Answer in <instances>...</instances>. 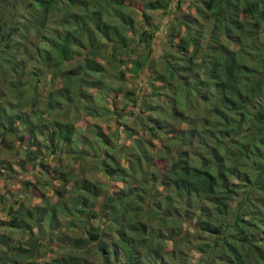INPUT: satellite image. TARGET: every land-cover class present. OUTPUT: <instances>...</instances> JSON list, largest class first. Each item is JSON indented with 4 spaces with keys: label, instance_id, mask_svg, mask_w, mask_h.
I'll list each match as a JSON object with an SVG mask.
<instances>
[{
    "label": "trees",
    "instance_id": "16d2710c",
    "mask_svg": "<svg viewBox=\"0 0 264 264\" xmlns=\"http://www.w3.org/2000/svg\"><path fill=\"white\" fill-rule=\"evenodd\" d=\"M19 2L25 22L0 18V179L26 147L41 188L0 193V263L264 264V0Z\"/></svg>",
    "mask_w": 264,
    "mask_h": 264
},
{
    "label": "rangeland",
    "instance_id": "374dc122",
    "mask_svg": "<svg viewBox=\"0 0 264 264\" xmlns=\"http://www.w3.org/2000/svg\"><path fill=\"white\" fill-rule=\"evenodd\" d=\"M12 4H15L14 7H12ZM6 6H8V4H6L4 0H0V18H4V13L7 12V13H9V15L11 17H13L15 19L11 22H16V23L25 22V20L27 19L26 15H25L26 12L24 10H22L21 3L19 2V0H12L10 5L8 6L10 8H6ZM140 8H141V6H140ZM10 9L12 11H10ZM173 18H174V14L162 15V14L157 13V14L153 15L152 23L154 26L157 27V30H158L157 31L158 34H157V36H155V39L153 42L154 54H156V55H160L163 48H165L163 45L166 42V38L168 37V34L170 32L171 20ZM47 22L48 23L46 24V28L48 30L52 31L54 28L57 27V23H59L58 22V16L54 15V17L53 16L49 17ZM28 40H29L30 46H33L36 44V38H35V35L33 34V32L28 33ZM103 64H104L107 72H113L115 74H118L119 76H120V72L125 70V74H124L125 78L131 81V73L129 72L128 65H126L125 63H123L121 61H118V58L110 59L109 62H107V63L103 62ZM147 72H148L147 70H143V73L140 75V77H138L139 79L136 80L137 85H134V84L132 85L133 88L136 87L135 91H134V92H136L135 94H140V95L144 94V96H145L148 94L149 89H151V86H150L151 80H150V77L148 76ZM112 77H113L112 75L107 74L106 79L108 81H110L113 79ZM130 81H127V86H128V83ZM120 83H122L121 79L118 80V84H120ZM129 85L131 86L130 83H129ZM124 97L129 101L128 96H124ZM118 99L120 100L118 107H122L124 105V100H122L120 98H118ZM137 104H138V107H136V109H140V108L145 107L146 103H144L143 98L139 97L137 99ZM87 120H89V119L88 118L85 119L83 117L81 119L79 118L78 123H77L78 126L87 125V123H86ZM196 144L197 143H194V141L192 140V142L190 143V146H195ZM185 147H188L187 144ZM21 148L22 147L19 146V148L17 150L18 154L14 157V160H13V167L16 168L17 171H15V172H17L18 175H15L13 172V174H11L12 177H10L8 181L5 178L0 179V193L3 192L6 194L8 191L12 192L13 190H15V192H19L20 188H25L24 185H25L27 180H31V182L33 183L31 186V189H30L31 195L34 194V192L36 193L37 190H39L36 188V186L38 188H41V187H39L40 185L38 186V184H36V182L38 183L37 177H36V175H33V174H35V172L38 173L37 170L39 167H42V165H40L39 161L37 162L38 164H34L33 162L32 163L30 162V163L25 165L26 169L22 170L21 166H20V160L22 158H25V156H26V153H25L26 147H23L22 149ZM51 159L52 158H50V160ZM44 166L46 167L47 164ZM47 168H48V166H47ZM41 180H42V183H41L42 189L41 190L46 191V194H51V191H53V190L50 188L44 187L46 185L45 179L41 178ZM11 200H13L12 197H11ZM33 200H34L33 198L29 199L28 201L25 200L26 205L33 206V205H31V203L34 204ZM37 201H38V198H36V202ZM6 206H7V204L0 203V221L6 220L9 217V215L7 214ZM34 231H36V229ZM34 231H33V233L31 232L28 235L19 233L18 231L14 232V233H12L10 231L12 233V238H13L12 243H16L20 240L26 239L25 242H27V244H28L27 247L31 248L33 246V244L35 243ZM192 252H193V250H192ZM197 255L198 254L193 252V258L195 259V261H197V259L199 258V257H197ZM35 256H36V253H35ZM52 257H53L52 254H48V255L46 254L44 257H41L38 260V263L39 264H45ZM34 259L36 260V258H34Z\"/></svg>",
    "mask_w": 264,
    "mask_h": 264
}]
</instances>
